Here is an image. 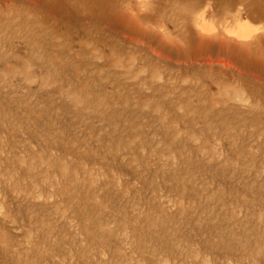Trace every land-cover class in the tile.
I'll list each match as a JSON object with an SVG mask.
<instances>
[{
	"label": "rangeland",
	"instance_id": "obj_1",
	"mask_svg": "<svg viewBox=\"0 0 264 264\" xmlns=\"http://www.w3.org/2000/svg\"><path fill=\"white\" fill-rule=\"evenodd\" d=\"M240 1L0 0V264H264Z\"/></svg>",
	"mask_w": 264,
	"mask_h": 264
},
{
	"label": "bare ground",
	"instance_id": "obj_2",
	"mask_svg": "<svg viewBox=\"0 0 264 264\" xmlns=\"http://www.w3.org/2000/svg\"><path fill=\"white\" fill-rule=\"evenodd\" d=\"M249 0H241L240 3H238V5L240 4L243 9L245 11H248L247 10V3H248ZM199 12V11H198ZM242 8L240 9V11H238L237 14H235V17H234V20H240L242 18ZM244 13V12H243ZM205 13L202 14V16L200 18L197 19L198 22L202 21V18L204 17ZM243 21V20H242ZM112 29V28H111ZM110 31V30H109ZM234 39V38H233ZM235 39L238 40V41H241V42H247L249 41L250 39V31H249V28L245 25H239L237 27V33L235 34ZM131 42V40H129ZM161 56V55H160ZM224 68V67H223ZM229 68V67H228ZM233 69V68H232ZM236 69V67H235ZM236 71V70H235ZM240 72V71H239ZM238 72V73H239ZM251 78V77H250ZM263 83V82H262ZM261 84V83H260Z\"/></svg>",
	"mask_w": 264,
	"mask_h": 264
}]
</instances>
